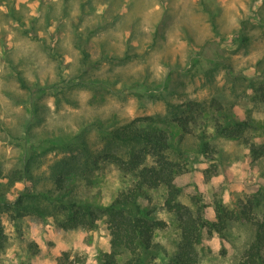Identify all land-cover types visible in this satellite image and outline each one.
<instances>
[{
	"label": "rangeland",
	"instance_id": "rangeland-1",
	"mask_svg": "<svg viewBox=\"0 0 264 264\" xmlns=\"http://www.w3.org/2000/svg\"><path fill=\"white\" fill-rule=\"evenodd\" d=\"M256 69L264 73V0H0V192L13 201L22 189L20 183L8 187L7 174L21 167L25 152L17 137L26 138L33 103L42 106L29 140L34 144L51 134H81L94 142L91 124L112 128L139 117H153L149 123L176 137L180 129L169 122L168 105L206 108L212 99L250 122V141L258 144L264 141V107L246 90ZM200 117L173 151L183 165L175 184L179 202L200 207L214 222L215 203L237 211L264 186V158L252 160L237 140L199 138L202 126L206 135L212 130ZM50 144L35 149L33 173L42 189L49 186L50 165L64 155ZM132 180L107 163L87 179H75L74 192L106 206ZM164 193L162 187L151 190L138 203L165 222L154 241L171 254L179 229L175 215L162 208ZM0 223L8 237L0 264H97L98 254L109 251L103 218L93 229L67 231L52 217L11 222L3 214ZM225 234H203L199 264L238 263L253 228L239 220Z\"/></svg>",
	"mask_w": 264,
	"mask_h": 264
},
{
	"label": "trees",
	"instance_id": "trees-1",
	"mask_svg": "<svg viewBox=\"0 0 264 264\" xmlns=\"http://www.w3.org/2000/svg\"><path fill=\"white\" fill-rule=\"evenodd\" d=\"M226 70L229 72L231 68L226 66ZM19 81L30 92V87L21 79ZM248 83L246 90L252 91L264 107V73L256 69L255 77ZM31 106L30 117L24 125L26 138L17 137L19 147L25 152L20 156L21 167L7 174L8 187L20 183L22 189L13 201L0 192V215L5 214L11 222L27 216L52 217L55 225L63 231L93 229L103 218L108 231L109 251L98 254L97 264H199L197 248L203 244V234L211 238L215 233L225 238L227 225L241 220L252 226L253 235L237 264H264V186H258L246 197L237 211L215 203V221L208 222L200 207L193 210L178 201L180 191L175 184L183 165L173 157V151L186 135L192 133L191 124L197 123L200 116L207 117L212 130L206 135L202 126L199 138L237 140L248 149L252 160L264 158V141L258 144L250 141L248 133L254 129L250 122L231 115L225 106L212 99L206 108L195 102L168 105L166 116L180 129L176 137L167 128L152 125L155 122L153 117L135 118L112 128L93 123L94 142L81 134L66 138L51 134L41 141H49V150L60 149L64 155L50 165V174L46 177L49 186L42 189L37 186L33 173L34 161L38 157L35 149L42 142L29 143L35 136L32 128L41 121L39 112L42 106L37 103ZM27 145L30 152L24 156ZM202 147L206 148L207 144L204 142ZM107 163L131 175L132 184L106 206H95L78 197L74 192V186L78 187L75 179H87ZM161 187L165 190L162 208L175 215L179 229V241L171 254L154 241L155 232L163 230L165 222L138 203L140 198L149 199V191ZM7 245L8 237L0 223V252ZM31 249L35 254L37 247L31 245Z\"/></svg>",
	"mask_w": 264,
	"mask_h": 264
}]
</instances>
